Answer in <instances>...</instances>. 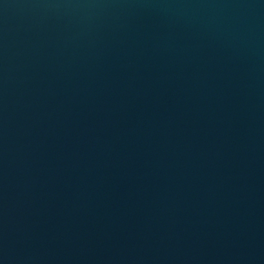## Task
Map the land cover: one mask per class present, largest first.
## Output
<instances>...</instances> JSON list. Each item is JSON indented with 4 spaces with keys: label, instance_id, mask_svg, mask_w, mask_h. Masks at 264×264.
Segmentation results:
<instances>
[{
    "label": "water",
    "instance_id": "95a60500",
    "mask_svg": "<svg viewBox=\"0 0 264 264\" xmlns=\"http://www.w3.org/2000/svg\"><path fill=\"white\" fill-rule=\"evenodd\" d=\"M0 264H264V0H0Z\"/></svg>",
    "mask_w": 264,
    "mask_h": 264
}]
</instances>
